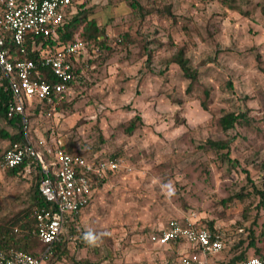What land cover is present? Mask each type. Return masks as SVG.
Returning <instances> with one entry per match:
<instances>
[{
  "label": "rangeland",
  "instance_id": "rangeland-1",
  "mask_svg": "<svg viewBox=\"0 0 264 264\" xmlns=\"http://www.w3.org/2000/svg\"><path fill=\"white\" fill-rule=\"evenodd\" d=\"M130 1L75 0L114 38L112 51L94 49L79 59L60 121L32 116L50 142L61 138L89 156L116 155L124 166L95 188L76 219L95 242L65 227L67 256L43 264H169L192 255L227 264L243 252L264 260V205L254 193L264 186V0H140L154 10L145 20ZM169 7L173 15L161 13ZM125 33L140 42L121 43ZM144 46L154 52L149 65ZM182 47L212 88L209 111L199 90L186 92L189 81L170 62ZM240 111L246 113L234 129H218L216 118ZM137 115L143 125L125 133ZM13 132L0 119V156ZM233 137L230 159L205 146ZM32 185L28 171L9 177L0 170V218L28 206ZM240 193L249 195L236 198ZM190 211L214 223L224 250L206 255L187 241H160L168 222Z\"/></svg>",
  "mask_w": 264,
  "mask_h": 264
},
{
  "label": "built area",
  "instance_id": "built-area-1",
  "mask_svg": "<svg viewBox=\"0 0 264 264\" xmlns=\"http://www.w3.org/2000/svg\"><path fill=\"white\" fill-rule=\"evenodd\" d=\"M74 0H0V76L8 81L13 98L8 105V116H20L25 143L6 150L0 159V170L13 169L27 162L26 171L39 166L43 174L40 191L50 208L36 212L37 235L48 246L40 256L19 250H0V264H43L51 254V247L64 233L65 223L74 214L88 207L93 198L95 184L109 174L124 169L117 158H92L89 155L68 153L62 149L61 138L52 142L39 134L33 126L32 116L41 105L47 107L46 115L52 116L55 97L71 94L69 83L73 80L72 58H78L85 44L78 40L51 52L44 44L35 48L41 55L36 62L30 59L15 60L6 40H13L21 52H26L30 37L57 36L65 16ZM35 44V43H34ZM50 68L59 82L52 84L43 79L41 68ZM44 110V109H43ZM183 240L193 244V249L212 254L225 249L219 232H212L202 225L199 215L190 211L182 218L173 219L164 228L160 241L170 243ZM175 264H204L192 255ZM233 264H263L259 257Z\"/></svg>",
  "mask_w": 264,
  "mask_h": 264
},
{
  "label": "trees",
  "instance_id": "trees-1",
  "mask_svg": "<svg viewBox=\"0 0 264 264\" xmlns=\"http://www.w3.org/2000/svg\"><path fill=\"white\" fill-rule=\"evenodd\" d=\"M74 2L75 0L73 1V4L69 8L65 16L63 25L58 30L57 36L49 38L29 36L25 44V53L21 52V48L13 40H6V47L11 50L13 59H30L36 62H39L41 60V55L35 47L41 43L44 44L45 47H48L51 52H54L58 48H61L68 44H73L78 40H81L85 44V50L80 54L77 59H71L72 63L74 64V78L69 83L71 89L76 87V76L78 68L77 65L79 63V59L82 58L85 54L90 53V51L94 49H98L102 52L112 51L111 43L114 41V38L109 37L106 28L103 25L99 24L95 17L90 15V10H82V6H75ZM223 2L228 3V0H223ZM130 5L134 8V12L138 13V17L141 20H145L146 17L154 11L152 9L146 8L140 0H131ZM170 9L171 7H169L168 9L165 8L164 10H161V13H164V11H168V14L173 15ZM138 42H140L138 38L129 33H125L121 39V43H124L126 45L136 44ZM144 49L147 50L145 46ZM147 52V65H149L152 61V56L154 52L153 50H147ZM94 62L93 60L88 59L89 64H92ZM170 62L177 64L183 73V77L189 81L186 92L188 94H192L196 90H199L201 93V106L204 110L209 111L212 88L201 81L200 70L198 67L192 66L191 60L186 56V49L184 47L180 48L179 51L171 58ZM41 73L43 79L47 82L52 84L59 82V80L52 73L50 68H41ZM12 98L13 95L9 88L8 81L0 76V119H3L7 123V125L14 130L12 134L6 133V137L10 139L9 147L6 150L13 148L16 144L25 143L21 117L8 116V105L12 101ZM69 103L70 101L68 94L62 93L55 97V106L53 108L52 116L54 115L57 117V122L62 119V112L65 108L69 106ZM46 111L47 107L43 104L41 105V107L38 108L36 115L46 113ZM245 113V111H240L238 113H226L222 117L216 118L214 122L219 130L224 133H228L240 123V120L242 119ZM142 125L143 118L137 115L128 121V125L125 126L124 131L127 134H132L136 129H138ZM234 140L235 137L227 140H207L205 142V146L216 151H223L225 157H228L230 159L231 143ZM61 147L68 153H78L81 155H85V152H74L72 144H67L66 142H63ZM4 153L0 156V159L3 157ZM96 157L104 158L101 155L92 156V158ZM112 157L117 156L114 155L111 156V158ZM26 166L27 162L13 169L5 170L4 172L9 177H16L19 175L21 176L22 173L26 172ZM29 174L33 176V185L29 193L30 200L28 206L14 214L0 218V250H19L30 253L35 256H40L47 250L48 246L44 244L37 235L36 212L42 209L50 208L51 204L46 201L40 191V184L44 177L41 172V168L39 166L34 165ZM112 175L114 174H109L107 178L111 177ZM107 178L95 184V186L98 187L104 184ZM252 185L254 184L252 183ZM254 193H256L260 197V201L262 202V205H264V186L263 188H259L255 185ZM245 195L249 194L240 193L237 194L236 198L243 199ZM80 213L81 212L74 214L70 219H68L65 223V227L69 228L70 233L73 236L77 233H80L81 239L86 242L88 240L87 237H89L90 234L87 231L83 232L81 230H78L76 226V219ZM202 225L211 230L212 232H217L213 222H208L207 224L202 222ZM178 242H183V240L173 241L170 243ZM233 249L237 250L238 246H234ZM68 252L69 250L67 248V239L64 238L63 234L60 240L52 245L51 254L46 257L45 261L54 259L62 260L65 256H67ZM249 258L250 257H248L247 254L243 252L239 256L232 257L227 264H233L239 261L247 260Z\"/></svg>",
  "mask_w": 264,
  "mask_h": 264
},
{
  "label": "clouds",
  "instance_id": "clouds-1",
  "mask_svg": "<svg viewBox=\"0 0 264 264\" xmlns=\"http://www.w3.org/2000/svg\"><path fill=\"white\" fill-rule=\"evenodd\" d=\"M87 239H89L90 242H95V238L94 237L89 236V237H87Z\"/></svg>",
  "mask_w": 264,
  "mask_h": 264
}]
</instances>
